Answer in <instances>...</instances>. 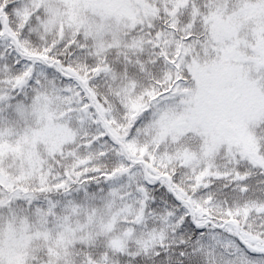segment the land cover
Returning a JSON list of instances; mask_svg holds the SVG:
<instances>
[{
  "label": "snow or ice",
  "instance_id": "snow-or-ice-1",
  "mask_svg": "<svg viewBox=\"0 0 264 264\" xmlns=\"http://www.w3.org/2000/svg\"><path fill=\"white\" fill-rule=\"evenodd\" d=\"M0 264H264V0H0Z\"/></svg>",
  "mask_w": 264,
  "mask_h": 264
}]
</instances>
